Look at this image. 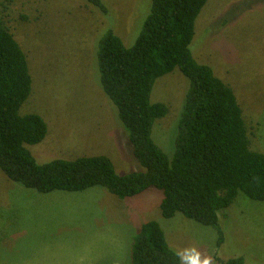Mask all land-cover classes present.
<instances>
[{
    "label": "rangeland",
    "instance_id": "374dc122",
    "mask_svg": "<svg viewBox=\"0 0 264 264\" xmlns=\"http://www.w3.org/2000/svg\"><path fill=\"white\" fill-rule=\"evenodd\" d=\"M5 0H0L4 2ZM107 13L84 0H12L8 26L27 56L33 79L22 111L43 117L48 134L29 146L39 163L107 156L118 175L145 172L130 134L103 92L96 46L113 29L127 47L139 36L150 0H103ZM193 57L210 66L238 99L251 147L264 155V0H208L196 22ZM190 81L179 70L157 80L153 104L168 115L157 121L154 141L169 158ZM156 189L120 199L106 189L41 194L12 182L0 170V264H133L132 245L151 221L176 251L196 247L204 256L264 264V202L239 194L219 215L217 230L182 214L162 217Z\"/></svg>",
    "mask_w": 264,
    "mask_h": 264
},
{
    "label": "trees",
    "instance_id": "16d2710c",
    "mask_svg": "<svg viewBox=\"0 0 264 264\" xmlns=\"http://www.w3.org/2000/svg\"><path fill=\"white\" fill-rule=\"evenodd\" d=\"M84 1L107 13L103 0ZM11 2H0V170L12 182L41 194L101 187L128 199L156 189L163 193V218L182 214L214 228L221 247L219 215L239 194L264 202V155L251 147L253 134L234 90L193 57L196 22L208 0H150L149 14L131 47L113 29L97 42L101 88L118 109L133 155L145 170L124 176L107 156L39 163L31 153L28 147L43 143L48 126L42 116L22 111L33 79L27 56L8 26ZM175 70L189 79L190 88L169 158L153 139L156 122L169 109L153 104L151 95L157 80ZM139 230L131 249L133 264H178L158 222H147ZM218 262L244 264V259Z\"/></svg>",
    "mask_w": 264,
    "mask_h": 264
},
{
    "label": "clouds",
    "instance_id": "9594fccd",
    "mask_svg": "<svg viewBox=\"0 0 264 264\" xmlns=\"http://www.w3.org/2000/svg\"><path fill=\"white\" fill-rule=\"evenodd\" d=\"M178 264H213L211 256H204L196 247H185L175 251Z\"/></svg>",
    "mask_w": 264,
    "mask_h": 264
}]
</instances>
